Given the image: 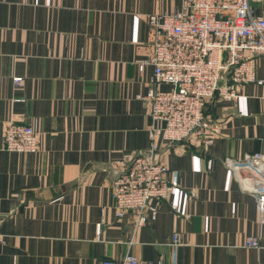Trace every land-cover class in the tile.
Wrapping results in <instances>:
<instances>
[{
    "label": "crops",
    "instance_id": "1",
    "mask_svg": "<svg viewBox=\"0 0 264 264\" xmlns=\"http://www.w3.org/2000/svg\"><path fill=\"white\" fill-rule=\"evenodd\" d=\"M184 0H0V264H101L127 255L154 264H264L258 197L264 179L228 162L264 158V56L258 81L216 96L210 146L158 139V158L176 186L154 222L116 216L112 184L151 146L154 122L143 97L154 68L153 15ZM255 14L264 2L252 4ZM16 79H21L17 84ZM164 90L169 86H162ZM40 131L34 154L4 148L5 124ZM264 168V167H263ZM178 237V243H174ZM257 238L259 249L245 246Z\"/></svg>",
    "mask_w": 264,
    "mask_h": 264
},
{
    "label": "built area",
    "instance_id": "2",
    "mask_svg": "<svg viewBox=\"0 0 264 264\" xmlns=\"http://www.w3.org/2000/svg\"><path fill=\"white\" fill-rule=\"evenodd\" d=\"M264 0H184L182 8L170 13L153 15L152 53L140 63V71L152 66V87L142 101L146 104L154 125L150 129L149 151L131 157L112 184L116 216L134 215L135 226L154 222L158 209L152 201H166L176 186L168 180V165L158 158V139L176 145L194 138L210 146L220 126L207 119L209 103L219 96L224 100L239 98L236 86L258 81L255 60L264 56V11L255 14L252 4ZM222 82V84H220ZM20 84L21 79H16ZM162 86H169L164 90ZM40 131L33 125L13 121L5 124L4 148L10 153L34 154L39 149ZM239 171L242 167L256 171L264 169L262 154L250 156L243 163L228 162ZM258 173V174H257ZM247 190L256 194L261 223L264 224V179ZM4 243L0 237V246ZM178 243V237H174ZM245 246L261 247L257 238H248ZM101 264H154L127 255L123 260H107ZM162 264V263H158Z\"/></svg>",
    "mask_w": 264,
    "mask_h": 264
},
{
    "label": "rangeland",
    "instance_id": "3",
    "mask_svg": "<svg viewBox=\"0 0 264 264\" xmlns=\"http://www.w3.org/2000/svg\"><path fill=\"white\" fill-rule=\"evenodd\" d=\"M220 84H222V82H220ZM248 239V238H247Z\"/></svg>",
    "mask_w": 264,
    "mask_h": 264
}]
</instances>
